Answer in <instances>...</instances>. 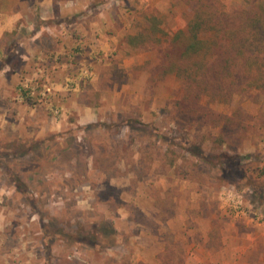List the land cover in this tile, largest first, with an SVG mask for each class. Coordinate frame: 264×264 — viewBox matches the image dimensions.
<instances>
[{
	"label": "rangeland",
	"instance_id": "374dc122",
	"mask_svg": "<svg viewBox=\"0 0 264 264\" xmlns=\"http://www.w3.org/2000/svg\"><path fill=\"white\" fill-rule=\"evenodd\" d=\"M33 1L0 38V264H264V90L181 108L160 67L194 9L249 3Z\"/></svg>",
	"mask_w": 264,
	"mask_h": 264
},
{
	"label": "trees",
	"instance_id": "16d2710c",
	"mask_svg": "<svg viewBox=\"0 0 264 264\" xmlns=\"http://www.w3.org/2000/svg\"><path fill=\"white\" fill-rule=\"evenodd\" d=\"M246 1L248 7L233 11L213 3L194 9L186 29L177 30L162 51L163 73L180 77L188 96L177 102L179 107L196 105L206 111L204 96L228 102L239 89L264 90V0ZM110 230L106 233L102 224L96 228L101 234ZM75 238L90 247L97 245L96 233Z\"/></svg>",
	"mask_w": 264,
	"mask_h": 264
},
{
	"label": "crops",
	"instance_id": "0c3cea01",
	"mask_svg": "<svg viewBox=\"0 0 264 264\" xmlns=\"http://www.w3.org/2000/svg\"><path fill=\"white\" fill-rule=\"evenodd\" d=\"M24 1L25 0H0V38L4 33L13 32L18 27L23 28L25 26L24 24L18 23L23 17V10L20 7ZM60 4H62V2H60ZM54 6H57L56 0H34L28 8L31 10L45 9L47 13H50L51 7ZM32 25L33 24L29 27L30 29L38 28ZM0 72H3V69H0Z\"/></svg>",
	"mask_w": 264,
	"mask_h": 264
}]
</instances>
